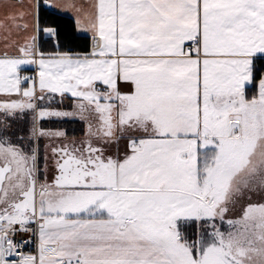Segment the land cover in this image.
Listing matches in <instances>:
<instances>
[{
	"label": "snow or ice",
	"instance_id": "obj_1",
	"mask_svg": "<svg viewBox=\"0 0 264 264\" xmlns=\"http://www.w3.org/2000/svg\"><path fill=\"white\" fill-rule=\"evenodd\" d=\"M52 6L87 50L0 20V264H264V0Z\"/></svg>",
	"mask_w": 264,
	"mask_h": 264
},
{
	"label": "trees",
	"instance_id": "obj_2",
	"mask_svg": "<svg viewBox=\"0 0 264 264\" xmlns=\"http://www.w3.org/2000/svg\"><path fill=\"white\" fill-rule=\"evenodd\" d=\"M40 22L42 26H51L57 29L59 33L58 41L54 39L55 44L57 42L60 44L61 48L72 49L74 51H85L90 47V38L85 35L77 34L75 31L74 21L65 15L57 14L51 10L45 9L40 6ZM41 41L44 43L46 49H54V43L43 38L41 35ZM26 70V72H28ZM72 124L78 125L77 122H72ZM72 124L68 127L69 131H73V134L76 135L80 129L79 127H73ZM67 126V125H66Z\"/></svg>",
	"mask_w": 264,
	"mask_h": 264
},
{
	"label": "crops",
	"instance_id": "obj_3",
	"mask_svg": "<svg viewBox=\"0 0 264 264\" xmlns=\"http://www.w3.org/2000/svg\"><path fill=\"white\" fill-rule=\"evenodd\" d=\"M20 0H0V20L3 19L5 13L8 11L7 8L4 7L5 4H17L19 3ZM23 2L27 3V0H23ZM40 6L44 7L45 9H48V10H51L57 14H61V15H65V16H68L70 17L73 21H74V26H75V31L77 34H80V35H85L87 36V34L83 33L82 31H79L76 27V22H75V16H74V13L71 11V10H63V9H57L55 7H53L52 5L55 4L57 2V0H38ZM76 3L78 4H84L85 3V0H76ZM86 6V4H85ZM41 35L43 36V38L47 39L48 41H50L51 43L53 42L54 43V47L56 46L55 42H54V38H48V37H45L43 35V33H41ZM32 73V70L29 69L28 72H26L25 74H31ZM64 107L66 109H71V103H70V99L69 101H65V104H64ZM73 122H77L78 125H75L73 124L72 126L73 127H79L80 131L75 135V136H80L82 135L83 133V123L79 120H71ZM55 127V126H54ZM61 128V127H59Z\"/></svg>",
	"mask_w": 264,
	"mask_h": 264
},
{
	"label": "flooded vegetation",
	"instance_id": "obj_4",
	"mask_svg": "<svg viewBox=\"0 0 264 264\" xmlns=\"http://www.w3.org/2000/svg\"><path fill=\"white\" fill-rule=\"evenodd\" d=\"M72 122L73 121H71V120H68V121H66V122H63V123H60V125H59V123H55V122H53V123H51V124H49V123H46V127H52V125H55V127H61V128H63V129H65L66 131H67V133H68V135H69V137H72L74 134H73V131H69V129H68V127L72 124ZM51 125V126H50ZM67 125V126H66ZM73 125V124H72ZM43 143V142H42Z\"/></svg>",
	"mask_w": 264,
	"mask_h": 264
},
{
	"label": "rangeland",
	"instance_id": "obj_5",
	"mask_svg": "<svg viewBox=\"0 0 264 264\" xmlns=\"http://www.w3.org/2000/svg\"><path fill=\"white\" fill-rule=\"evenodd\" d=\"M31 74H32V73H31ZM59 125H60V123H59ZM50 126H51V125H50ZM54 126H55V125H52V127H54ZM77 127H78V126H77ZM77 127H76V128H77ZM54 128H55V127H54Z\"/></svg>",
	"mask_w": 264,
	"mask_h": 264
}]
</instances>
